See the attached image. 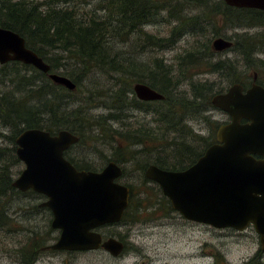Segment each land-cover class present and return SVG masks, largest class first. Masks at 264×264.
<instances>
[{
  "label": "trees",
  "instance_id": "16d2710c",
  "mask_svg": "<svg viewBox=\"0 0 264 264\" xmlns=\"http://www.w3.org/2000/svg\"><path fill=\"white\" fill-rule=\"evenodd\" d=\"M91 1H95L92 8L81 5ZM263 13L236 10L224 0H0V26L23 36L26 46L50 66V72L75 83V89L69 90L29 64H0V84L10 83L8 89L0 88V230H12L14 223L18 224L10 213L15 197L35 193L12 186L11 167L21 163L15 154V138L26 128L52 134L67 129L77 135L78 141L65 151L77 169L100 170L113 160L122 168L120 180L132 167L140 185L124 183L129 187V203L123 221L136 223L173 212L169 200L144 176V170L149 164L184 169L210 144L207 136L192 130L189 121L207 117L204 113L213 107L211 97L225 90L222 80L246 84L229 60L216 58L212 40L219 36L230 39L227 27H264ZM161 14L170 26L167 35L146 31L144 26ZM187 32L193 40L168 62L157 54L138 59V53L132 56L123 48L132 41L142 48L169 49ZM232 42L230 50H239L247 69L264 68V58L251 60L257 52L264 54L263 33L244 32ZM61 66L63 70L58 72ZM202 74H217L221 81L202 78ZM97 76H101V88L92 86ZM136 82L149 85L164 98L139 100L132 89ZM93 102L108 112L91 114L88 108ZM132 111H140L148 120L144 116L132 121ZM87 140L93 142V152L100 154L98 165L70 153ZM148 182L155 190L145 186ZM153 195L158 202L150 198ZM30 208L35 213L28 216L41 211L48 213V219L41 230L26 228L32 240L18 251L26 263L35 261L48 241L57 238V230L50 226V210L39 203Z\"/></svg>",
  "mask_w": 264,
  "mask_h": 264
},
{
  "label": "water",
  "instance_id": "95a60500",
  "mask_svg": "<svg viewBox=\"0 0 264 264\" xmlns=\"http://www.w3.org/2000/svg\"><path fill=\"white\" fill-rule=\"evenodd\" d=\"M230 6L264 9V0H224ZM233 42L216 37L211 46L223 51ZM19 61L47 73L54 83L69 90L75 83L65 75L50 72V66L19 33L0 26V64ZM135 96L142 101L162 100L164 95L149 85L136 82ZM235 82L225 92L215 93L211 104L233 118L220 126L217 142L184 169H163L149 164L144 176L155 182L173 210L184 218L214 227L238 230L253 224L264 250V86ZM240 118L249 120L239 124ZM229 128V133L226 130ZM78 141L67 129L52 134L41 128L23 129L15 138V154L23 168L12 181L20 191L33 190L46 196L41 206L51 212L50 226L57 239L45 246L52 250L90 251L102 247L113 256L123 250L114 237L102 239L99 227L121 220L129 203V187L119 182L122 168L108 161L100 170L77 169L64 151Z\"/></svg>",
  "mask_w": 264,
  "mask_h": 264
},
{
  "label": "rangeland",
  "instance_id": "374dc122",
  "mask_svg": "<svg viewBox=\"0 0 264 264\" xmlns=\"http://www.w3.org/2000/svg\"><path fill=\"white\" fill-rule=\"evenodd\" d=\"M37 1L40 2L41 0ZM74 1H80L82 3L83 0ZM94 3L95 1H91L89 4L81 5L85 8H92ZM164 17L162 14L159 15L153 23L145 25L144 29L153 34L166 36L170 26ZM219 25H222V23H219ZM225 31H227L228 37H231L230 39L233 41L235 37L244 32H248L249 34H264V27L251 29L227 27ZM193 38L189 32L184 33L176 44L169 49L160 50L155 47L152 50L149 46L142 48L137 45L134 46L132 41L126 43L123 48L128 53H131L132 56L138 53V59H145L147 55L157 54L163 56L168 62L174 58L177 52L186 48ZM138 49L145 51L139 52ZM216 58L229 60L232 66L236 67L237 76L241 77L242 81L246 84L251 83L254 72H257L259 81L264 79V68L252 67L247 69L246 63L237 49L219 51L216 53ZM258 58H264V54L257 52L252 55L251 60L255 62ZM62 70L63 67L61 66L58 72ZM201 77L210 78L215 82L221 81L217 74H202ZM100 79L101 76H97L92 86L99 87L101 85ZM222 83L225 89L230 85L226 79L222 80ZM9 84L8 82L0 84V88L6 90L10 87ZM84 85H87V82ZM88 110L94 115L106 114L108 112L100 103L98 104L96 102L89 104ZM204 114L207 116V120L215 119L221 121L226 117L223 111L214 107L209 108ZM144 116L145 120H148V116L140 111H132L131 120L134 121L136 118H144ZM205 119L200 117L199 119L189 121V125L195 133L207 136L208 130H210V124ZM112 124L114 126L116 125V123ZM92 143L87 140L84 145H76L71 148L70 153L77 158L83 157L98 165L100 162V154L93 152ZM3 145H6V143H3ZM23 167V163H18L11 167L13 179L18 176V172ZM138 179L137 172L132 167H129L127 174L119 181L121 183L129 182L132 185L138 186L140 185ZM145 186H149L155 190L152 182L146 183ZM145 186H140V189ZM149 190L152 192L151 189ZM31 197H34L31 193L17 195L15 197V201L10 208V213L13 217L17 218L18 224L14 223L15 228L12 230H0V264H20L19 261H22V253L18 251L22 248L21 246L29 244L30 239L32 240V234L26 228L37 230L40 228L41 230L44 227L43 225L46 219H48V216L45 215L47 212L41 211L33 214V216H28L30 212L35 213V210L30 207L42 201L41 199H37V201L33 200ZM150 198L157 202L159 201L155 195ZM24 212H27V214L23 215L22 213ZM166 215H160L159 213L154 218L146 219L144 217L143 220L136 223L123 221L114 225L101 226L99 231L103 234L126 235L129 231V241L123 250V254L116 258H110L105 252L100 250H49L44 246L33 264H241L249 260L256 264L258 262L256 258L258 254H260L259 260L261 264H264V250H261L258 235L252 227L242 231H235L230 228L217 229L207 224L187 220L176 211ZM27 218L30 219L26 220ZM22 226L24 227L23 230L16 229ZM55 234L58 235V231ZM55 240L56 238L50 239L48 244L53 243Z\"/></svg>",
  "mask_w": 264,
  "mask_h": 264
},
{
  "label": "flooded vegetation",
  "instance_id": "af4514ba",
  "mask_svg": "<svg viewBox=\"0 0 264 264\" xmlns=\"http://www.w3.org/2000/svg\"><path fill=\"white\" fill-rule=\"evenodd\" d=\"M230 6V5H229ZM234 9H236V10H240V9H242V8H249V9H256V10H258V11H260V12H264V9H257V8H251V7H235V6H232ZM264 14V13H263ZM228 39V38H227ZM231 40V39H230ZM228 49H230V48H228ZM227 50V49H226ZM216 52H218V51H216ZM252 83H256V84H258V85H261V86H264V79L263 80H258V75H257V72H254L253 73V75H252V78H251V83L250 84H241L242 86H243V89H242V92H245L247 89H249L250 87H251V85H252ZM233 84V83H232ZM231 85V84H230ZM229 85V86H230ZM228 86V87H229ZM228 87L223 91V92H225L227 89H228ZM214 108H216V107H214ZM217 109H219V108H217ZM221 110V109H220ZM221 111H223V110H221ZM224 113H225V115H226V117L223 119V120H221V121H218V120H215V119H212V120H210V119H208V122H209V124H210V130H208V134H207V137H208V139L210 140V144H208V146L209 145H211V144H213V143H216L217 142V132H218V129H219V127L220 126H228V125H230L232 122H233V118L231 117V115L227 112V111H223ZM249 122V120L248 119H246V118H240L239 120H238V123L239 124H241V125H243V124H247ZM213 124V125H212ZM229 128L226 130V133H229ZM202 135V134H201ZM203 136V135H202ZM207 146V147H208ZM71 147V146H70ZM69 147V148H70ZM206 147V148H207ZM69 148H67L66 150H68ZM205 148V149H206ZM205 149H204V151H205ZM65 150V151H66ZM65 151H64V156H65ZM203 151V152H204ZM203 154V153H202ZM201 154V155H202ZM200 155V156H201ZM255 159H259V160H262V159H264V156L263 155H261V154H258V153H252L251 154ZM197 160V159H196ZM21 162V161H20ZM22 163V162H21ZM29 190H31V189H29ZM29 190H26V191H21V192H27V191H29ZM33 191V190H32ZM35 192V191H34ZM31 193V192H30ZM33 200H36L37 201V199H41L42 201H40L39 202V206L40 207H42V208H47L48 210H49V208L48 207H45V206H41V202H43L44 200H46V196L45 195H43V194H41V193H38V192H35L34 193V197H31ZM175 211V210H174ZM50 212V211H49ZM177 212V211H176ZM179 213V212H178ZM124 214V213H123ZM180 214V213H179ZM181 215V214H180ZM182 216V215H181ZM166 217H167V215H166ZM183 217V216H182ZM184 218V217H183ZM186 219V218H185ZM188 220V219H187ZM190 221H193V220H190ZM119 222H123V220H122V218H121V220L119 221ZM119 222H117V223H119ZM194 222H196V221H194ZM117 223H114V224H117ZM198 223H200V222H198ZM114 224H109V225H114ZM203 224H206V223H203ZM207 225H209V224H207ZM210 226H213V225H210ZM214 227V226H213ZM249 227H252L253 229H254V231L256 232V230H255V228H254V226H253V224H249V225H247L244 229H246V228H249ZM214 228H217V229H228V228H230V229H232V230H235V231H242V230H244V229H242V230H238V229H236V228H234V227H222V228H218V227H214ZM102 233V232H101ZM256 234L258 235V238H260V234L259 233H257L256 232ZM129 231H128V233L126 234V235H120V234H116V235H114V234H111V233H107V234H103L102 233V239H106V238H108V237H114V238H116L117 240H119V241H121L122 243H123V250H124V248H125V246L127 245V243H128V241H129ZM43 250V249H42ZM49 250H52V249H49ZM97 250H100V251H103V252H105L110 258H116V257H118V256H121L122 254H123V250H122V252L119 254V255H117V256H113L112 254H110L109 252H107L106 250H104L102 247H100L99 249H97ZM90 251H92V250H90ZM256 258L258 259V262L256 263V264H261V261L259 260L260 259V254H258L257 256H256ZM19 263L20 264H33L34 263V261L33 262H28V263H26V262H23V261H19ZM241 264H255V263H252V261L251 260H249V261H247V262H243V263H241Z\"/></svg>",
  "mask_w": 264,
  "mask_h": 264
},
{
  "label": "bare ground",
  "instance_id": "6f19581e",
  "mask_svg": "<svg viewBox=\"0 0 264 264\" xmlns=\"http://www.w3.org/2000/svg\"><path fill=\"white\" fill-rule=\"evenodd\" d=\"M72 146V145H71Z\"/></svg>",
  "mask_w": 264,
  "mask_h": 264
}]
</instances>
